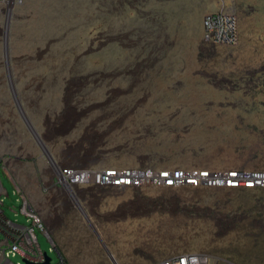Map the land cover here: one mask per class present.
Masks as SVG:
<instances>
[{
    "label": "flooded vegetation",
    "instance_id": "obj_1",
    "mask_svg": "<svg viewBox=\"0 0 264 264\" xmlns=\"http://www.w3.org/2000/svg\"><path fill=\"white\" fill-rule=\"evenodd\" d=\"M101 5L103 8L99 12L95 11V0H51L46 7L49 8L47 11L55 10L66 15L65 18L75 15L71 21L77 22L78 27L72 26L76 31L75 35L71 33V41L68 42L77 43L72 48L74 54L71 59L64 60L66 65H70H65L70 72L63 76L65 86H61L58 76H55L52 89L38 105L41 127L36 128L19 107V114L43 156L41 173L53 175L55 169L68 165L233 168L217 165L224 148L218 144V133H224L221 127L225 123L236 127L233 117L237 106L250 110L257 105L255 96L264 90L260 86L264 83V65L243 70L219 68L220 45L230 44L207 40L205 32L202 34V17L194 14L185 0H101ZM109 12L118 15L116 20L119 23L105 19L104 15ZM93 17H105L106 28L102 27L100 34L91 38L92 44L97 41L96 47L89 44L87 48L79 49L82 46L80 40L77 41L79 30H85ZM120 30L126 33L114 34ZM187 30L193 35L189 40ZM107 31L111 32L110 35ZM134 31L139 36L129 37ZM152 36H163L164 39ZM191 37L198 39L196 45H193ZM121 46L127 47L128 52H121ZM95 50L102 54L104 70H90L88 56ZM191 53L199 63L194 73L204 79L197 87L184 86L181 79L167 87L132 86L123 83L121 77L117 82L110 81L109 86L103 85L102 81L94 86L83 85L89 82L91 74L119 76L123 72L118 68L107 72L108 61L109 66L132 61L135 64L124 71L127 73H186L191 64L187 55ZM236 76L238 78H234ZM194 89L201 102H176L188 95L185 91ZM209 89L211 93L207 92ZM241 122L245 131H255L252 129L256 128L255 125L246 124L242 119ZM222 140L233 142L232 138ZM261 142L264 140L260 141V149L264 147ZM245 146L247 148L248 144ZM16 148H24V144L20 143ZM7 153L0 155L1 167L15 161H19L21 166L26 163L22 151L13 156ZM123 155L136 159L138 164L123 165L112 161ZM167 162L174 164L167 165ZM36 172L30 169L25 173L33 176ZM231 193L222 188L192 189L188 186L129 189L93 186L82 206L72 203L68 213L80 208L94 233L102 239L103 235L111 239L115 234L104 224L171 220L215 223L221 231V238H225L245 223L255 225L264 219V206L260 211L251 207L247 211H241V206L233 208ZM64 220L60 221L61 225ZM54 231L58 229L54 228Z\"/></svg>",
    "mask_w": 264,
    "mask_h": 264
},
{
    "label": "rangeland",
    "instance_id": "obj_2",
    "mask_svg": "<svg viewBox=\"0 0 264 264\" xmlns=\"http://www.w3.org/2000/svg\"><path fill=\"white\" fill-rule=\"evenodd\" d=\"M20 1V3H16L10 16L6 39H0V155L5 156L8 154L7 152H10L13 156L22 151L26 163H22V166L16 161L8 163L9 165H5V170L11 175L15 186L24 191L30 201L35 205L38 204V207L40 203H43L41 205H44V212L46 214H57L59 222L62 218L65 219L60 229L55 232L53 230L51 233L55 246L45 233L37 230L38 242L42 249L52 256V264H114L105 246L94 233V228L85 218L80 208L72 210V214H69L68 209L72 207V201L51 187L53 181L51 173H41V167L44 161L41 150L36 146L31 132L19 114V107H21L27 117L32 120L33 125L36 128L41 127L40 122H38V118L40 117L37 111V108H39L38 105L42 104L43 97L45 98L50 89H52L53 81L55 80L54 77L58 76L60 85L65 86L66 82L63 76L70 73L67 68L70 65L69 63L66 65L64 60L71 59L74 54L72 48L73 46H77V43H68L71 41V33L74 34V31H76L72 29V26L78 27L77 22H72L76 17L74 15L67 17L65 20V17L62 16L63 14L60 15L55 10L47 11L48 13L46 12L45 16L49 24L46 22L48 24L46 27L41 25L39 28H36L32 22L35 21L36 17H39L41 20L42 18L38 16L34 8L29 7L34 11L28 8V4H26L27 0ZM185 1L194 14L202 17V34L205 32L203 20L207 14L229 12L237 16L238 42L230 45H220L219 68L225 70H243L253 69L259 64L264 65V0ZM95 5V11L97 12L101 11L100 8H103L101 0H95ZM104 16L108 22L114 24L119 23L116 20L118 17L116 13L109 12ZM104 18L93 17L89 21L91 24L87 25L85 30L79 27V35L77 36L79 38L77 41L80 40L82 44L79 49L83 50L89 44L91 45V38L100 34L102 27L106 28V20ZM26 22H30V25L28 23L27 25ZM40 31L43 33L41 34ZM107 33L110 35L111 32L107 31ZM118 33H126V31H114V34ZM137 33V31H134V33L129 34V37L137 38L139 36ZM186 33L188 36L187 40H189L190 36L193 35L190 30H187ZM153 38L164 39L163 36ZM191 39L194 40L193 45H196L198 39L192 37ZM16 42L18 43L16 44ZM14 44L16 46L18 45L17 47L19 48ZM92 46H97L96 40ZM119 50L123 53L128 52L127 47L124 48L121 46ZM101 55L100 51L95 50V52H92L88 56V64L91 71L105 69L103 67L105 65L104 59H102ZM187 58H189L191 64L188 65L186 73H151L148 75L144 71L140 74H134L131 71L129 73L124 72L127 68L134 66L135 63H132V61L123 62L122 65L119 63L116 65L117 63H114L112 66H109L110 63L108 61L106 67L107 72L116 70V68L119 71L123 70V72H120L119 76L112 74L104 76L99 73L91 74L89 76V82L83 85L94 86L97 82L102 81L103 85L109 86L110 81L117 82L121 77L124 80L123 83H129L132 86L167 87L175 85L176 81L180 79L184 81V86H200V82L204 81V79L198 73H194V70L199 68L196 56L194 53H191V55H187ZM234 78H238V76ZM260 86L264 87V83ZM154 92L158 93V91ZM185 92L188 95L176 101L177 103L198 104L201 102V99H198L197 90L194 89ZM207 92L211 93V89L207 90ZM254 102L257 105L250 107V110H244L242 106H237L233 117L236 124L235 128L227 126V123L221 127L224 133H218V144L224 148L221 150L222 153L217 159L218 166L242 168L244 165V168L264 169V147L259 148L260 141L264 140V90L255 96ZM241 119L246 124L249 123L251 126L255 125L256 128L252 127L255 131H245ZM261 130H263V133H261ZM223 138H232L233 142L223 141ZM9 143L11 145H8ZM20 143L24 144V148L17 149L16 145ZM261 143L264 145V142ZM245 144H248L247 148ZM112 161H118V164L123 165L138 164L136 159L125 155ZM173 164L167 162V165ZM10 166L18 172L12 171ZM30 169L37 171L34 175L37 176L39 185L42 186L41 190H35L30 187L32 183L31 179L34 176L31 177V175H26L25 173ZM1 178L4 185L12 193L13 186L10 180L4 174H1ZM188 187L192 189L199 188L193 186ZM222 189L232 192L230 197L232 198L231 206L233 208L241 206V211H247L251 207L256 211H260L261 207L264 206V187ZM13 196L16 198L15 194ZM222 197L226 196L222 195ZM14 198H7V203L13 208L15 207L20 210L21 201L15 200L13 202ZM8 213L11 217H14L11 210H8ZM253 216L256 215L253 214ZM18 219L23 223H29L27 217L20 211L18 213ZM92 222L97 228L99 227L96 222ZM263 225L264 219L262 221L258 220L255 225L245 223L227 237L221 238L222 235L220 234L219 227L215 223L209 222H178L174 220L145 224L115 222L109 223L108 225L104 224V226H107L115 234L111 239L103 235V240L119 264L148 263L168 258L181 252L198 253L200 255L199 261L202 264H264ZM0 227L1 229H4L3 227L11 229L10 225L6 223V218L1 213ZM53 247L54 250L51 249ZM9 258L18 264H26L20 254L10 255Z\"/></svg>",
    "mask_w": 264,
    "mask_h": 264
},
{
    "label": "built area",
    "instance_id": "obj_3",
    "mask_svg": "<svg viewBox=\"0 0 264 264\" xmlns=\"http://www.w3.org/2000/svg\"><path fill=\"white\" fill-rule=\"evenodd\" d=\"M17 0H0V39L6 38L10 16ZM237 16L229 12L209 13L204 18L206 39L218 44L238 42ZM52 187L79 206L89 196L93 186L129 189L141 186L180 188L185 186L204 188H263L264 169L207 167H140V166H64L54 170ZM29 222L25 228L14 234V244L4 255L5 264L13 262L10 255L20 254L23 258L43 261L45 250L38 242L37 230L45 233L55 242L36 205L23 198L20 210ZM54 250V247L51 248ZM55 252V251H54ZM56 253V252H55ZM200 255L194 252H181L168 258L141 264H202ZM202 262V261H201Z\"/></svg>",
    "mask_w": 264,
    "mask_h": 264
},
{
    "label": "crops",
    "instance_id": "obj_4",
    "mask_svg": "<svg viewBox=\"0 0 264 264\" xmlns=\"http://www.w3.org/2000/svg\"><path fill=\"white\" fill-rule=\"evenodd\" d=\"M17 162H19V161H17ZM10 168H11V166H10ZM5 169H6L5 166H3V167L0 166V206H1L0 207V213L2 215H4V217L6 218V223L10 225L11 229L21 231L25 228L27 223H23L18 219L19 209H16L15 207L13 208L11 205H9L7 203L9 190L4 185V182L1 178V174H4L10 180V182L13 186L12 194L13 195L15 194L16 200L21 201V203H22L23 198L28 196V195H26L24 191L20 190V188H17L15 186L11 175ZM11 169H12V171L14 170V168H11ZM33 176H34V178L31 179L32 183H31L30 187L34 188L35 190H41L42 186L39 185L38 178L35 175H33ZM52 177H53V175H52ZM52 180H53V178H52ZM52 184H53V181L51 183V187H52ZM41 204H43V203H40L39 207L37 204L36 207L43 214V217L46 219L47 226H48L49 230L53 231L54 228L60 229L61 223L59 222L58 215L54 214V213L46 214V212H44V210H43L44 205H41ZM53 204H52V206L54 207ZM8 210H11L13 212L14 217H11L9 215ZM3 228L4 229H1V227H0V264H5L6 262H8V259L4 255V250H8L14 244L13 236L17 232V231H12L9 228L7 229L6 227H3Z\"/></svg>",
    "mask_w": 264,
    "mask_h": 264
},
{
    "label": "bare ground",
    "instance_id": "obj_5",
    "mask_svg": "<svg viewBox=\"0 0 264 264\" xmlns=\"http://www.w3.org/2000/svg\"><path fill=\"white\" fill-rule=\"evenodd\" d=\"M41 2L43 3V5H41ZM51 2V0H27V3H26V1H25V3L26 4H28L27 6H28V8L29 7H32V8H34V10L38 13V16H40L41 18H42V20L38 17H36L35 18V21H31L32 22V24H33V26H35L36 28H39L41 25H43L44 27H46L48 24H49V21H48V19H46V16H45V14H46V12H47V9H49V8H47L46 9V7H48L47 5L49 4ZM23 7H24V5H23ZM26 7V6H25ZM20 8V7H19ZM32 8H29L30 10L32 9ZM22 9V8H21ZM24 10V9H23ZM27 10V9H26ZM33 10V9H32ZM33 10V11H34ZM28 11V10H27ZM49 11V10H48ZM48 13V12H47ZM51 14V13H50ZM61 15V14H60ZM33 16H34V14H33ZM48 16V15H47ZM57 16V15H56ZM63 16V15H62ZM66 15H64V17H65ZM54 17V16H53ZM33 20V19H32ZM65 20H66V18H65ZM69 20V19H68ZM51 21V20H50ZM132 21H134V20H132ZM132 21H130V22H132ZM48 24H47V23ZM70 22V21H69ZM118 22V21H117ZM125 22V21H124ZM124 22H123V24H124ZM135 22V21H134ZM28 22H26V24H27ZM30 23V22H29ZM28 23V24H29ZM52 23V22H51ZM58 23V22H57ZM27 24V25H28ZM56 24V23H55ZM60 24H62L61 22H60ZM126 24V23H125ZM30 25V24H29ZM51 25V24H50ZM53 25V24H52ZM64 25V24H63ZM128 25V24H127ZM127 25H126V27H127ZM18 26V25H17ZM32 26V27H33ZM42 26V27H43ZM62 26V25H61ZM123 26V25H122ZM130 26V25H129ZM131 26H132V24H131ZM20 27V26H19ZM22 27V26H21ZM24 27V26H23ZM54 27V26H53ZM67 27V26H66ZM17 28V27H16ZM34 28V27H33ZM48 28H49V26H48ZM18 29V28H17ZM30 29V28H29ZM51 29V28H50ZM56 29H57V27H56ZM58 29H60L59 27H58ZM65 29V28H64ZM20 30V29H19ZM25 30H27L26 28H25ZM31 30V29H30ZM37 30V29H36ZM61 30V29H60ZM62 30H63V28H62ZM28 31V30H27ZM38 31V30H37ZM45 31V30H44ZM57 31V30H56ZM34 32V31H33ZM32 32V33H33ZM50 32V31H49ZM48 32V34H50ZM51 32H52V30H51ZM23 33H24V31H23ZM28 33V32H27ZM31 33V35H33ZM40 33H41V31H40ZM43 33V32H42ZM41 33V34H42ZM16 34V33H15ZM25 34H26V32H25ZM29 34H30V32H29ZM41 34H39V35H41ZM52 34V33H51ZM54 34V33H53ZM28 35V34H27ZM35 35V34H34ZM46 35V34H45ZM58 35V34H57ZM49 36V35H48ZM52 36V35H51ZM24 37V36H23ZM29 37H31V36H29ZM29 37H28V39H29ZM33 37V36H32ZM37 37V36H36ZM18 38H20V37H18ZM44 38V37H43ZM20 39H23V38H20ZM26 39V38H25ZM36 39V38H35ZM39 39V38H38ZM42 39V38H41ZM16 40V39H15ZM17 41V40H16ZM24 41V40H23ZM35 41V40H34ZM19 42V41H18ZM18 42H16V44L18 43ZM21 43V42H20ZM19 43V44H20ZM23 43V42H22ZM27 43V42H26ZM25 43V44H26ZM32 43V42H31ZM15 45V44H14ZM28 45V44H27ZM26 45V46H27ZM16 46V45H15ZM18 46V45H17ZM16 46V47H17ZM20 46V45H19ZM23 46H24V44H23ZM26 46H25V48H26ZM17 48H19V47H17ZM121 60V59H120Z\"/></svg>",
    "mask_w": 264,
    "mask_h": 264
},
{
    "label": "water",
    "instance_id": "obj_6",
    "mask_svg": "<svg viewBox=\"0 0 264 264\" xmlns=\"http://www.w3.org/2000/svg\"><path fill=\"white\" fill-rule=\"evenodd\" d=\"M7 32H8V29H7ZM6 37H7V33H6ZM6 39V38H5ZM1 207V206H0ZM45 219V218H44ZM45 222L47 224V221L45 219ZM53 231H51L52 233ZM99 238L101 240V242L103 243V245L105 246L106 250L108 251L109 255L111 256L114 264H119V262L117 261V259L114 257L113 253L111 252V250L109 249V247L106 245L105 241L102 239V237L99 235ZM23 261L26 263V264H52L53 263V258L52 256L47 252L45 251V258L43 261H33V260H29L27 258H23Z\"/></svg>",
    "mask_w": 264,
    "mask_h": 264
},
{
    "label": "trees",
    "instance_id": "obj_7",
    "mask_svg": "<svg viewBox=\"0 0 264 264\" xmlns=\"http://www.w3.org/2000/svg\"><path fill=\"white\" fill-rule=\"evenodd\" d=\"M232 189H237V188H232ZM8 198H14V196H13V194L12 193H10V191H9V195H8ZM16 200V198H14V200H13V202ZM57 255V254H56ZM57 259H58V257H57Z\"/></svg>",
    "mask_w": 264,
    "mask_h": 264
}]
</instances>
